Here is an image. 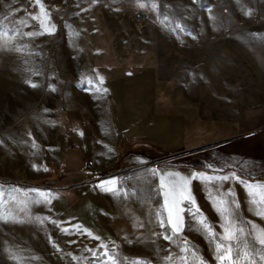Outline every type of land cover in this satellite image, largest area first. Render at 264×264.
<instances>
[{
  "label": "rangeland",
  "instance_id": "obj_1",
  "mask_svg": "<svg viewBox=\"0 0 264 264\" xmlns=\"http://www.w3.org/2000/svg\"><path fill=\"white\" fill-rule=\"evenodd\" d=\"M260 211L264 0H0V264H264Z\"/></svg>",
  "mask_w": 264,
  "mask_h": 264
},
{
  "label": "snow or ice",
  "instance_id": "obj_2",
  "mask_svg": "<svg viewBox=\"0 0 264 264\" xmlns=\"http://www.w3.org/2000/svg\"><path fill=\"white\" fill-rule=\"evenodd\" d=\"M37 2H39V0H37ZM140 7H143V4L139 5ZM42 7V6H41ZM43 25V22H42ZM47 31H53L54 29L48 28L46 29ZM27 35H34V33H27ZM33 87H35V85H32ZM83 133H81L82 135ZM195 177H199L201 179L204 178L203 174H194V178ZM208 179H212V177H207ZM222 179L227 180L229 179L228 176H224L222 177ZM105 190L107 191H111L112 189L106 188ZM41 195L43 196L44 194L41 193ZM167 195V194H166ZM179 197L180 200H176L173 199L171 201V203L166 199L165 200V206L167 208V212H168V218H167V224L171 227L172 231L174 233H178L181 231L182 225H183V216L181 215V213L184 211V209H181L179 207V203L180 201H189L190 203H192L193 205H195V200L193 199V197L186 193L185 189L182 187L179 191ZM258 215H264V211H260L257 213ZM0 219L3 220H8V219H16L15 216H11V215H4L3 213H0ZM42 222V221H41ZM201 223H203V221H201ZM164 222L161 221V226H163ZM204 227L206 229H208L209 232L212 231L210 225L208 224H204ZM242 231V230H241ZM226 232V239L228 240H232L235 238V233L232 231V229L226 228L225 229ZM169 237L165 236V239H168ZM256 240L259 242L260 245H264V229L260 230L257 234H256ZM224 246L222 244H217V249H223ZM232 254V250L231 247H228L227 249H224V254L223 255H219L218 259L221 261H224L228 258L231 257ZM245 256L248 255L247 252L244 253ZM105 255H107V253L105 252ZM13 258H16L15 256H13ZM108 259L112 261V264H116V261L114 259H112L111 256H108ZM262 260H264V256L261 257ZM136 264H147V262H141V261H137Z\"/></svg>",
  "mask_w": 264,
  "mask_h": 264
},
{
  "label": "crops",
  "instance_id": "obj_3",
  "mask_svg": "<svg viewBox=\"0 0 264 264\" xmlns=\"http://www.w3.org/2000/svg\"><path fill=\"white\" fill-rule=\"evenodd\" d=\"M80 117H81V115H80ZM60 127H61V129L63 128L62 123H60Z\"/></svg>",
  "mask_w": 264,
  "mask_h": 264
},
{
  "label": "bare ground",
  "instance_id": "obj_4",
  "mask_svg": "<svg viewBox=\"0 0 264 264\" xmlns=\"http://www.w3.org/2000/svg\"><path fill=\"white\" fill-rule=\"evenodd\" d=\"M216 77V76H215ZM214 84V83H213ZM216 84V83H215ZM215 86V85H214ZM209 90V89H208ZM209 95H210V92H209ZM211 96H212V94H211ZM212 102V101H211Z\"/></svg>",
  "mask_w": 264,
  "mask_h": 264
}]
</instances>
